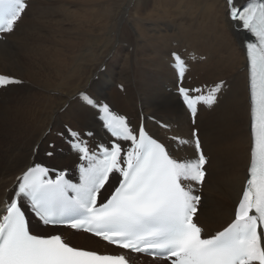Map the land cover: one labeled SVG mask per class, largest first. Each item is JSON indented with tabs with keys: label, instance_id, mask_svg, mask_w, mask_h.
Returning a JSON list of instances; mask_svg holds the SVG:
<instances>
[{
	"label": "bare ground",
	"instance_id": "bare-ground-1",
	"mask_svg": "<svg viewBox=\"0 0 264 264\" xmlns=\"http://www.w3.org/2000/svg\"><path fill=\"white\" fill-rule=\"evenodd\" d=\"M224 4L225 0H30L15 32L0 40V74L22 81L0 91V210L15 177L35 159L45 160L40 154L50 150L49 142L60 146L54 132L63 124L101 133L95 112L70 99L78 91L108 100L135 123L140 114L171 122L176 125L172 133L188 138L192 126L172 91L176 77L168 65L171 51L186 48L205 55L188 74L197 76L194 83L225 80L227 85L211 110L199 106L196 118L209 156L199 222L209 231L224 226L246 178L250 148L241 46L245 36L233 33ZM117 85L123 86L122 92ZM66 104L70 107L65 109ZM51 150L55 155L46 159L53 166L75 162L72 153ZM191 151L181 148L177 155ZM67 234L78 245L81 239L95 241L79 232Z\"/></svg>",
	"mask_w": 264,
	"mask_h": 264
},
{
	"label": "snow or ice",
	"instance_id": "snow-or-ice-1",
	"mask_svg": "<svg viewBox=\"0 0 264 264\" xmlns=\"http://www.w3.org/2000/svg\"><path fill=\"white\" fill-rule=\"evenodd\" d=\"M28 8V0H0V40L15 32ZM224 15L233 33L245 36L252 141L226 225L209 231L199 222L209 157L196 126L199 106L216 105L224 82L186 85L188 60L173 52L175 94L191 116L190 136L162 141L99 96L75 93L70 99L95 110L107 138L68 125L58 133L78 156V182L42 162L17 177L0 210V264H129L124 252L101 253L72 246L60 233L36 232L29 214L44 226L83 231L166 264H264V0H225ZM20 83L0 74V88ZM181 148L191 154L180 157Z\"/></svg>",
	"mask_w": 264,
	"mask_h": 264
},
{
	"label": "rangeland",
	"instance_id": "rangeland-1",
	"mask_svg": "<svg viewBox=\"0 0 264 264\" xmlns=\"http://www.w3.org/2000/svg\"><path fill=\"white\" fill-rule=\"evenodd\" d=\"M30 16H31V15H29V18H30ZM116 20H118V17H117ZM113 46H114V45H112V46L109 48V51H110V50H113V48H114ZM0 103H1V101H0ZM54 155H55V154H54ZM34 161H36V159H35ZM69 240H70L71 243L74 244V245H78V244H79V243H78V244H77V243L75 244L74 242H72L71 239H69ZM79 242H80V245H78V246H81V244H83L85 247H87V245H85L81 240H80Z\"/></svg>",
	"mask_w": 264,
	"mask_h": 264
}]
</instances>
